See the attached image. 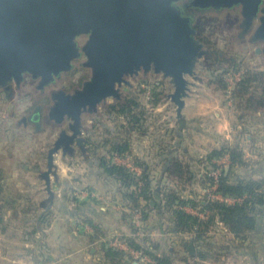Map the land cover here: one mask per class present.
Wrapping results in <instances>:
<instances>
[{
  "label": "rangeland",
  "instance_id": "rangeland-1",
  "mask_svg": "<svg viewBox=\"0 0 264 264\" xmlns=\"http://www.w3.org/2000/svg\"><path fill=\"white\" fill-rule=\"evenodd\" d=\"M185 2H191V0L179 1V4L182 3V9H180L183 15L191 18L197 31L195 38L202 44V50H207L210 53V47L204 44L202 37L213 38L218 50L221 52L222 59L227 60L235 56L238 67L229 70L223 76L225 87L222 88L221 77H219L222 71L216 73L212 70L219 67L214 64V58H208V53L201 57H196L191 67L192 73L184 74L187 82V91L186 95L183 96L184 106L181 112H178V106L171 98L176 89V83L172 76H167L163 70L156 71L154 66L147 71L141 68L137 73L127 75L125 77L127 83L118 86L120 90L119 98L114 96L107 97L98 104L95 110L91 112L85 111L82 114V136L85 138V151L76 146L73 154H64L62 150L55 154L54 160L58 163L59 172L55 180H58L60 186H66V182L69 180L72 181V186L76 185L78 187H72L67 195L70 196L71 194L81 199L83 192H90V187L96 184L93 180L98 181L101 177L100 159L104 157L117 164L114 160L116 154L110 153L111 146L106 145L105 140L108 138L110 141H115L120 138H126L131 144V152L122 154V156H126L132 165L138 164L137 159L144 166L141 168L142 173L140 175L131 171L138 179L146 169L151 180L157 177L163 180L162 174H166V172L165 170L163 172L162 168L164 166L162 162L167 160L159 159V157L164 154L167 155L169 151L172 152L176 148L175 154L189 164L191 170L196 174L195 182L192 184L182 182L166 174L163 175L164 184L160 186V189L164 190L166 187L175 189L185 198L225 202L219 198L211 199L210 195L214 190L220 193L218 187L216 189L211 187L216 184L215 176L217 175V179L219 178L220 180L223 171L230 168L229 153L210 161L207 158L210 152L201 155L199 149L194 151L195 142H193L194 138H191L193 135L190 136V134H193V130H200V124H197L198 122L195 120L193 121L194 123L187 126V129L181 130H185V134L189 132V141L187 142L184 139L178 141V130L183 124L182 120L187 123V119L183 115L186 99L192 93L201 92L195 90L198 86H200L199 88H205L208 94L212 93L219 100L220 110H223L225 116L231 120H229L231 124H234L232 137L230 139H220V146L217 148H222L225 145H238L242 148L248 164L236 167L235 173L254 179L264 177V167L258 166L262 160L257 161L258 158H256L254 161L251 155V146L256 149L254 151L259 157L260 152L264 148V108L257 113H249V111L244 109L246 102L238 99L236 95L239 83L244 80L248 72H264V39L255 38L254 36L261 25L262 17L260 16H264L262 5L252 27L246 30L243 27L244 16L241 5L219 9L199 6L188 8L187 5L185 6ZM88 39V33L76 35L75 42L78 48V55L72 59L71 66L69 70L67 69L68 72L63 70L61 74H54L56 79L60 81L52 86L45 87V91L38 89L40 78L42 79L41 75H38L39 77L37 76L34 81L28 77L22 86L15 88L10 95L5 94L0 87L1 164L6 159L9 162V168H13L14 164L21 166L39 164L40 167H46L49 148L53 146L61 130H63L62 126L61 128L60 126H53L47 120L41 121V127L37 128L34 123L25 125L21 119L23 116L32 113L37 105L46 103L49 105L48 108H51L52 95L50 93L53 94V92L64 89L70 92L68 97H73L78 90H82L85 84L92 79L94 70L87 65L88 56L84 50ZM79 57H81V60H78ZM25 73L30 72L27 71ZM32 76L34 75L32 74ZM54 76L52 79H54ZM75 90L77 91L75 92ZM155 90L156 92H163L165 96V101L157 107L150 103L152 101L151 95ZM127 98L138 101L141 105V110L145 113V120L142 121L139 131H133L131 135L124 132V127L128 125L126 118L119 116L117 113H111L109 107L111 104L121 102ZM135 112H139V108H135ZM42 113L45 114V110ZM67 130L69 132V128ZM175 142L176 144L174 145L173 143ZM146 146H148V150L153 152L151 159L142 158L139 155L141 151L146 150ZM14 149L17 151H14ZM4 156L6 157L4 158ZM154 158L157 161L152 163ZM262 162L264 163V161ZM160 165L162 167L159 171L157 168ZM53 172L56 173L57 171ZM235 201L236 199L225 203L230 204ZM98 209L100 212L102 211L100 208ZM186 210L203 219H207L210 215V212L203 210L202 207L188 206ZM107 211L109 212V210ZM137 211L141 213L140 210H136L132 215L135 216ZM140 218L142 221V214ZM224 231L228 232V229L218 220L217 224L208 232V236L213 242L217 243L218 247L212 252H207V262L195 259V257H191V262L195 261L194 264H210V262L211 264L213 262L218 264L249 263V256L239 251L237 252L235 237L231 234L225 235ZM261 256H264V253ZM177 257L180 260L189 261L188 257H184V254H179ZM76 264H82V256L79 254L76 256Z\"/></svg>",
  "mask_w": 264,
  "mask_h": 264
},
{
  "label": "water",
  "instance_id": "water-1",
  "mask_svg": "<svg viewBox=\"0 0 264 264\" xmlns=\"http://www.w3.org/2000/svg\"><path fill=\"white\" fill-rule=\"evenodd\" d=\"M177 1L0 0V84L11 77L20 80L27 71L41 75L44 83L50 81L54 74L69 69L78 55L76 35L89 34L84 50L93 77L73 97L57 95L50 113L59 122L68 115L71 123L69 132L61 130L48 151L42 177L49 193L55 154L59 150L73 154L75 141L85 151L82 114L95 110L107 97L119 98L118 86L127 83V75L154 66L156 71L172 76L176 89L171 98L181 112L187 91L184 74L192 73L194 59L203 56L204 50L195 38L197 31L191 18L182 14ZM261 3L193 0L194 6L202 8L241 5L246 30L252 27ZM254 36L264 39V16ZM188 251L195 253L193 244L188 245Z\"/></svg>",
  "mask_w": 264,
  "mask_h": 264
},
{
  "label": "crops",
  "instance_id": "crops-1",
  "mask_svg": "<svg viewBox=\"0 0 264 264\" xmlns=\"http://www.w3.org/2000/svg\"><path fill=\"white\" fill-rule=\"evenodd\" d=\"M199 87L195 90L201 91L200 93H192L186 99L183 115L187 123L182 120L183 124L178 130V141L182 139L189 141V132L185 134V130H181L187 129V126L195 120L197 124H200V130H193L190 136L193 135L191 138H194V151L199 149L201 155H204L220 146V139L232 137L234 124H231V120L225 116L223 110H220L219 100L212 93L208 94L205 88ZM173 144L175 145L176 142ZM145 149L139 154L140 157L151 159L153 152L148 150V146ZM175 149L172 150L174 153H176ZM254 150L256 149L251 146L254 161L256 158H258L257 161H264V148L260 152V157ZM14 151L17 150L14 149ZM170 153L171 151L168 154ZM164 155H161L159 159H166L167 155ZM136 161L137 166L144 167L139 160L136 159ZM155 161H157L155 158L152 159V163ZM262 161L260 165L258 164L259 167H264ZM162 163L164 172L167 161ZM55 165L53 171L57 172L51 173V194L46 189V182L41 172L47 169V165L43 168L39 164L24 166L14 164L13 168H9V162L6 159L2 164L0 163V178L3 186L0 194V264H76L78 254L82 256V264H107L102 251L103 245L130 253L132 259L136 260L133 264H148L133 254V250L136 249L125 242L126 236H135L137 241L147 236L152 241L159 242L162 246L157 251L159 253L169 247L177 254H185L182 243L190 239L192 234L165 232L164 227L162 226L163 229L160 227V216L156 210L150 211L148 220L141 221L139 227L135 216L131 217L128 201L118 194V184L103 171L98 181L93 180L96 184L90 187L91 194L83 192L80 199L71 194L67 195L72 187L78 188L76 185L72 186V181L68 180L66 186H60L58 180H55L59 173L56 161ZM161 165L157 168L159 171ZM163 175L166 174H162L163 180L158 177L152 180V186L157 191L164 184ZM60 192H63L62 197ZM98 208L102 211L100 212ZM46 213L49 221L43 224L40 219ZM84 218H92L103 228V235L92 243L84 236L93 231L89 223L82 222ZM133 225L137 229L135 233L132 231ZM165 225L168 226L164 220ZM224 233L233 235L230 231H224ZM115 238H119V243H125L126 246L113 247L111 243ZM261 254L263 253L259 255ZM247 256L250 257L247 264H256L252 256ZM190 263L191 255L188 262L178 257H175L173 261V264ZM258 264H264V256H261Z\"/></svg>",
  "mask_w": 264,
  "mask_h": 264
},
{
  "label": "trees",
  "instance_id": "trees-1",
  "mask_svg": "<svg viewBox=\"0 0 264 264\" xmlns=\"http://www.w3.org/2000/svg\"><path fill=\"white\" fill-rule=\"evenodd\" d=\"M201 40V39H200ZM202 41L206 46L210 47V53L204 50V55L208 58H214L213 62L219 66L214 69L216 73L222 71L219 75L221 87H225L223 76L232 69L238 67L237 58L235 56L223 60L221 52L217 48V44L213 38L208 39L202 37ZM226 64V65H225ZM225 66H227L225 68ZM236 95L238 99L245 103L244 109L249 113H257L264 108V72H248L242 82L239 83ZM152 101L154 107L165 101L163 92L156 90L152 93ZM140 103L135 99L127 98L121 102L111 104L110 112L117 113L119 116L126 118L128 125L124 127V132L130 134L133 131H139L144 118V111L141 110ZM135 108H139V112H135ZM248 114V113H247ZM245 115V113H244ZM106 145H110V153L126 154L131 152V144L128 139L120 138L115 141L105 140ZM172 146L170 147L171 150ZM230 155V168L224 170L219 183L218 191L223 196H230L236 199L234 203H225L220 201H203L194 198H185L175 189L164 188L157 191L152 186V180L145 169L142 176H134L132 172L125 166L114 164L108 159L102 157L99 161L100 168L103 173L112 178L117 184L118 194L122 199L128 201L132 213L140 210L142 221H147L149 213L156 210L160 216V227H164V231L171 234L191 233L192 237L183 241L182 247L185 252L184 257H195V259L205 261L208 258L207 252L216 250L217 243L213 242L208 232L213 228L218 220L230 231L235 239V248L237 252L244 255H250L258 264L261 259V252L264 253V177L254 179L252 177L242 176L235 173L236 167L246 166L247 160L245 154L238 145H225L222 148L213 149L207 156L212 161L222 157L224 154ZM167 164L165 172L174 179L182 182L194 183L196 174L191 170V166L184 162L173 151L167 154ZM3 186L0 178V194ZM77 201L76 198H73ZM154 201V205L151 204ZM202 207L203 210L210 212L207 219L193 215L186 210V207ZM82 215V213L80 214ZM164 220L168 226H164ZM49 221L47 213L44 214L40 222L46 224ZM82 222L89 223L93 229L92 233L84 234L85 239L90 243L96 241L103 235V228L92 218H84ZM133 233L137 229L132 226ZM34 232V231H33ZM32 234V233H31ZM125 242L136 250H142L144 254L149 255L155 264H173L174 258L179 254L173 249L167 247L162 253L157 252L162 247L159 242H154L147 236L137 241L135 236H126ZM193 244L195 253L190 254L188 245ZM222 248V247H221ZM102 251L107 264H133L130 253L106 247L103 245ZM184 258V259H185ZM124 261V262H123ZM195 261L190 264H194ZM199 264V263H196Z\"/></svg>",
  "mask_w": 264,
  "mask_h": 264
},
{
  "label": "flooded vegetation",
  "instance_id": "flooded-vegetation-1",
  "mask_svg": "<svg viewBox=\"0 0 264 264\" xmlns=\"http://www.w3.org/2000/svg\"><path fill=\"white\" fill-rule=\"evenodd\" d=\"M179 1H181V0H178L175 4L176 5H178V7H180L181 9H182V3L181 4H179ZM187 5V7L188 8H191V6L192 7H194V5H193V0H191V2H185V6ZM261 5H262V8H264V0H262V3H261ZM260 17H263V16H260ZM243 27H245L244 26V24H243ZM84 37V36H83ZM81 60V57H79L78 58V60ZM77 60V59H76ZM75 60V61H76ZM74 61V62H75ZM73 67H74V63H73ZM72 67V68H73ZM69 70V69H68ZM68 70H66L67 72H68ZM70 70H73V69H70ZM65 72V71H64ZM60 74H61V72H59ZM34 75V74H33ZM31 78L33 81H34V79L37 77V76H32V73H24L23 74V76H22V78L20 79V80H17L16 78H10L8 81H7V83L6 84H1L0 85V87H1V89L5 92V94H8V95H10V94H12V92L14 91V89L15 88H20L21 86H22V84L25 82V80L27 79V78ZM39 77V76H38ZM36 80V79H35ZM60 80H58V79H56V77L54 76V79H52V80H50V81H48V82H43V80L40 78V82H39V84H38V89L40 90V91H45V87H47V86H52L54 83H56V82H59ZM77 90H75V92H76ZM61 93H63L64 95H66V96H68L69 94H70V92H67L66 90H64V89H60V90H58V91H56V92H53V94L52 93H50L51 95V97H52V100H51V108H48V106L49 105H47L46 103H44V104H42V105H37L35 108H34V110L32 111V113H30V114H28V115H25V116H23V118L21 119V121L25 124V125H28V124H31V123H34L35 124V126L37 127V128H39V127H41V123L42 122H44V121H47V120H49V122L50 123H52L53 124V126H60V128H61V126H62V129L63 130H67L68 128H69V124L71 123V118L68 116V115H66V116H64L63 118H62V120L59 122L58 120H57V118H55V117H53V116H51L50 115V113H51V111H52V108H53V106L55 105V103L58 101V99L56 98V96L57 95H59V94H61ZM69 97H71V96H69ZM43 110H45V114H43L42 112H43ZM39 117L38 119H36L35 117ZM42 121V122H41ZM41 122V123H40ZM47 123V122H46ZM68 131V130H67ZM73 146L74 147H79L81 150H82V148L78 145V143L75 141L74 142V144H73Z\"/></svg>",
  "mask_w": 264,
  "mask_h": 264
},
{
  "label": "built area",
  "instance_id": "built-area-1",
  "mask_svg": "<svg viewBox=\"0 0 264 264\" xmlns=\"http://www.w3.org/2000/svg\"><path fill=\"white\" fill-rule=\"evenodd\" d=\"M114 160L117 164L119 165H124L125 167H127L130 171L134 172L135 174H138L140 175L142 173V169L135 165V164H131L128 160H127V157L126 156H122V154H116V156L114 157ZM216 178V181H215V185L213 184L212 185V189H216L218 187V183H219V178L217 179V175L215 176ZM210 198L212 199H215V198H219L221 199L222 201H225V202H230L233 199V197H230V196H223L221 195V193H218L216 190H214V192L210 195ZM140 215L141 213L139 211H137L136 215H135V219H136V222L138 224V226L140 227V222H141V218H140ZM111 245L115 248H122L124 246H126L125 243H119V238H115L113 243H111ZM133 254H135L136 256H138L143 262H146L148 264H155V261L147 254H144L142 250H133Z\"/></svg>",
  "mask_w": 264,
  "mask_h": 264
}]
</instances>
